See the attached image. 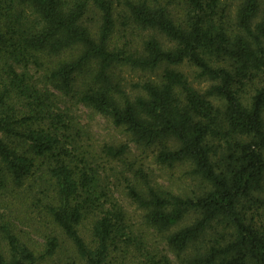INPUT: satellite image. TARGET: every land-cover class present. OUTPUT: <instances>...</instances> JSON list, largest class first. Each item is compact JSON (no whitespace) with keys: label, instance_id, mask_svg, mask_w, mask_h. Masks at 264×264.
<instances>
[{"label":"trees","instance_id":"trees-1","mask_svg":"<svg viewBox=\"0 0 264 264\" xmlns=\"http://www.w3.org/2000/svg\"><path fill=\"white\" fill-rule=\"evenodd\" d=\"M0 264H264V0H0Z\"/></svg>","mask_w":264,"mask_h":264},{"label":"rangeland","instance_id":"rangeland-1","mask_svg":"<svg viewBox=\"0 0 264 264\" xmlns=\"http://www.w3.org/2000/svg\"><path fill=\"white\" fill-rule=\"evenodd\" d=\"M185 73L192 77L194 85L200 89H204L208 86L207 81H198L193 78L192 68L182 67ZM126 77L136 79L138 73H125ZM77 114L79 115L80 121L85 123L91 131L101 140H114L119 142H128V135L124 133L120 128H116L112 123L104 116L96 113H89L86 108L78 106ZM131 151L137 154L139 150L131 144ZM130 154H128V157ZM144 168L150 174L152 181L155 185L163 187L164 189L171 190L177 194L185 195L199 192L202 190L204 183L198 177L189 175V165L182 163L173 167H163L156 165L150 159H144ZM131 206L128 207L132 210ZM195 218L194 213H189L184 220L180 223V226L189 224ZM145 248L152 252H157L159 255L165 253V245L162 240L155 239L154 241L147 242ZM169 257L175 262L174 257L169 254Z\"/></svg>","mask_w":264,"mask_h":264}]
</instances>
